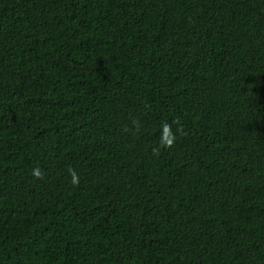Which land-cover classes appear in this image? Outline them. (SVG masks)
<instances>
[{
  "label": "trees",
  "instance_id": "16d2710c",
  "mask_svg": "<svg viewBox=\"0 0 264 264\" xmlns=\"http://www.w3.org/2000/svg\"><path fill=\"white\" fill-rule=\"evenodd\" d=\"M0 264H264V0H0Z\"/></svg>",
  "mask_w": 264,
  "mask_h": 264
}]
</instances>
